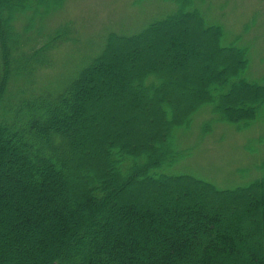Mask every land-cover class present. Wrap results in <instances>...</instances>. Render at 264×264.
I'll return each instance as SVG.
<instances>
[{
  "label": "trees",
  "instance_id": "obj_1",
  "mask_svg": "<svg viewBox=\"0 0 264 264\" xmlns=\"http://www.w3.org/2000/svg\"><path fill=\"white\" fill-rule=\"evenodd\" d=\"M64 1L0 0V264H264V177L221 188L169 171L190 151L176 130L203 107L214 114L205 130L264 118L249 46L224 42L205 0H164L175 8L135 32L110 31L44 86L39 72L79 41L70 21L44 27ZM137 51L131 66L126 53ZM131 181L163 195L132 198Z\"/></svg>",
  "mask_w": 264,
  "mask_h": 264
},
{
  "label": "rangeland",
  "instance_id": "obj_2",
  "mask_svg": "<svg viewBox=\"0 0 264 264\" xmlns=\"http://www.w3.org/2000/svg\"><path fill=\"white\" fill-rule=\"evenodd\" d=\"M173 8L174 2L164 0H65L60 8L46 17L44 27L46 30L53 29L70 21L72 30H76L73 31L74 39L79 41L64 43L55 54V64L39 72L38 82L44 86L58 84L77 68L83 55L92 54L100 48L110 31L135 32ZM202 8L206 9L210 20L224 26L226 44L234 41L249 46L247 75L264 83V0H205ZM180 24L177 27L168 26L167 32L180 30L186 25ZM190 30L191 37L199 35L194 27H190ZM209 43L213 46L212 41ZM221 54L219 62L227 66L230 57L223 51ZM126 58L131 66L140 63L138 51L134 55L126 53ZM204 64L210 65L213 71L214 66L209 61ZM173 80L181 82L180 76H174ZM179 93L186 95L182 90ZM210 107H203L188 126L176 130L178 145L190 151L169 171L190 173L221 188L245 185L264 177V118L256 119L245 129H237L235 124L216 119L210 129L205 130L209 119L214 116ZM128 186L132 188V198L135 199L163 195L158 188L143 194L142 183L131 181ZM177 193L170 196L180 197ZM127 195L129 197L130 194ZM200 201L209 200L202 198ZM247 201L238 200L226 213L240 211Z\"/></svg>",
  "mask_w": 264,
  "mask_h": 264
},
{
  "label": "water",
  "instance_id": "obj_3",
  "mask_svg": "<svg viewBox=\"0 0 264 264\" xmlns=\"http://www.w3.org/2000/svg\"><path fill=\"white\" fill-rule=\"evenodd\" d=\"M55 264H57V263H55Z\"/></svg>",
  "mask_w": 264,
  "mask_h": 264
}]
</instances>
